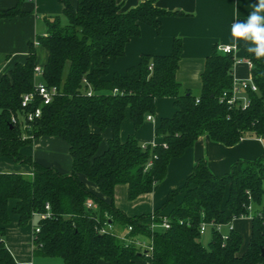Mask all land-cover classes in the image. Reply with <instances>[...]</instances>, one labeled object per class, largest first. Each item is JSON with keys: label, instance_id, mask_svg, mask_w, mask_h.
<instances>
[{"label": "trees", "instance_id": "obj_1", "mask_svg": "<svg viewBox=\"0 0 264 264\" xmlns=\"http://www.w3.org/2000/svg\"><path fill=\"white\" fill-rule=\"evenodd\" d=\"M60 1L66 22L60 15L46 16L47 32L29 44L26 61L0 77V157L32 168L31 177L0 172V264H20L4 241L11 199L16 200L12 211L22 225L50 205V215L35 226L34 251L59 257L63 264H264V224L257 215L264 211V153L237 160L222 175L213 173L206 159H199L184 185L170 191L162 206L151 213L129 216L114 203L120 184L128 186L130 200L152 192L166 178L170 161L183 155L201 135L225 146L264 135V59L249 54L245 44V58L252 63L251 77L257 86L256 91L245 92V107L221 99L222 92L232 86L236 58L218 46L206 58L200 93L183 89L176 76L182 54L180 38L174 39L170 54H142L136 66L114 72L108 79L109 62L124 55L130 39L141 34L142 23L160 32L162 17L185 13L161 8L156 0H144L127 10L118 0ZM25 14L20 3L0 8V19ZM36 43L48 52L42 83L56 87L57 93L25 129L22 96L39 84ZM159 97L173 98L176 108L172 117L160 120L159 142L141 144L134 135L122 141L127 110L138 129L155 113ZM40 103L37 98L31 108ZM13 116H20L21 123H13ZM105 130L111 136L105 151L98 153ZM40 136L59 137L68 143L71 172L60 173L21 152ZM87 200H92L93 208L86 206ZM249 205L254 213L245 248L235 228L223 233L211 226L208 246L202 243V222L228 225L233 217L249 215ZM163 216L167 228L161 226ZM109 223L126 228L128 237L150 239L151 254L113 230L102 231ZM151 223L157 225L155 229ZM129 226L132 229L127 231Z\"/></svg>", "mask_w": 264, "mask_h": 264}, {"label": "crops", "instance_id": "obj_2", "mask_svg": "<svg viewBox=\"0 0 264 264\" xmlns=\"http://www.w3.org/2000/svg\"><path fill=\"white\" fill-rule=\"evenodd\" d=\"M73 4L77 0H70ZM144 0H118L123 3V10L136 6ZM20 3L23 16L12 19H0V77L8 73L17 63H24L28 56V47L36 42L38 35L47 32L46 16L60 15L63 23V4L60 0H0V8L6 9ZM257 0H156L157 6L167 10H181L185 15L164 16L161 18V30L158 32L148 24H141V34L132 37L125 47L123 56L111 60L107 78L114 72L124 73L127 68L136 66L142 54L166 55L172 52L173 41L180 38L182 54L177 70V80L183 89H190L198 95L202 86V72L207 56L213 48L220 45H232L231 27L236 19L246 21L248 13L254 8ZM44 51L40 62L39 49ZM245 42L240 41L235 49L236 62L233 76L238 79H251V67L245 58ZM37 66L42 69L48 58L47 50L36 43ZM176 112L174 99L159 97L155 100V113L148 116L144 123L136 129L127 110L123 121L120 138L125 141L134 135L141 144L159 142L156 129L164 117H172ZM111 136L110 130L102 133V141L98 153L107 148ZM25 155L32 156L36 161L56 168L60 173L72 170V159L69 145L59 137L40 136L32 144L21 149ZM264 153V135L261 137H244L233 145L225 146L212 141L207 135H201L193 146L187 148L183 155L173 158L168 167L166 178L156 184L152 192L139 196L135 200L128 197V186L117 185L114 194L115 205L129 216L147 214L161 207L170 191L181 187L190 175L194 164L201 158L206 159L211 171L222 175L230 171L232 165L240 159H255ZM14 171L32 176V168L28 164L16 163L7 157H0V172ZM80 179L87 182L91 190L98 193L97 187L80 174ZM178 200L180 197L177 198ZM16 200L9 201V222L5 226L4 241L9 252L20 264H63L59 257H44L34 251L35 226L41 218L35 214L26 224H20L19 216L12 209ZM232 228L239 231L247 246L252 233V220L246 217L234 219ZM211 228V226H208ZM229 229V225L222 227ZM117 228V230H116ZM113 231L125 235L126 228L113 225ZM205 234V233H204ZM99 264H105L100 261ZM139 264H143L139 262Z\"/></svg>", "mask_w": 264, "mask_h": 264}, {"label": "built area", "instance_id": "obj_3", "mask_svg": "<svg viewBox=\"0 0 264 264\" xmlns=\"http://www.w3.org/2000/svg\"><path fill=\"white\" fill-rule=\"evenodd\" d=\"M219 51L223 52V53H235V49L233 48L231 45H220L218 46ZM247 63L249 64L250 67H252V63L250 61H247ZM35 71L37 74L42 75V69L38 66H36ZM249 90V91H256L257 90V86L254 83V81L251 79H241L238 80L235 77L233 78V83L230 89L228 90H224L222 92L221 95V99L225 100L228 104L230 105H241L243 107H245L248 103V99L245 95V92ZM57 93V88L56 87H51L48 88L44 83H39L38 86L36 87V89L32 92H28L23 94L22 96V100H21V107L24 111L21 119L22 122H24L25 124L23 125V127L26 129L29 127L30 123L33 122L34 120H36L37 118H39L42 114V105L43 104H48L51 102V100L53 99V96ZM91 92H88V95H90ZM37 98H40V104L38 106H35L33 108H31ZM31 108V109H29ZM29 109V110H28ZM12 122L13 123H21L20 120V116L19 117H12ZM151 162H149L148 165H150ZM86 206L89 208H93L94 207V203L92 202V200H87L86 202ZM46 209L47 211L45 213H41V218H47L50 215V205L47 203L46 204ZM249 209V215H253L254 213V209L252 207V205H249L248 207ZM258 216H260L262 218V222L264 224V211H259L257 213ZM243 217V215L241 216ZM238 217H233L232 220L236 219ZM163 223H162V227L167 228L169 227V223L166 220V217L163 216ZM231 224V223H230ZM229 225V228H232V226ZM156 224L155 223H151L150 227L151 229H155L156 228ZM208 226H213L216 230L218 231H222V227L225 226L223 224H218V223H214V222H202L201 223V227H200V232L203 235L206 232V229ZM105 229L108 230H113V225L111 223L107 224L106 228L102 229V231H105ZM132 228L129 226L127 231H130ZM39 229L36 228V231H38ZM121 238L125 239L126 241L135 244L137 247H139L142 251L145 252V254H151V252L153 251V245L150 239H143V238H131L128 237L127 235H118ZM225 237V235H224Z\"/></svg>", "mask_w": 264, "mask_h": 264}, {"label": "clouds", "instance_id": "obj_4", "mask_svg": "<svg viewBox=\"0 0 264 264\" xmlns=\"http://www.w3.org/2000/svg\"><path fill=\"white\" fill-rule=\"evenodd\" d=\"M233 48L244 41L246 51L256 59H264V0H257L246 21L236 19L231 27Z\"/></svg>", "mask_w": 264, "mask_h": 264}, {"label": "rangeland", "instance_id": "obj_5", "mask_svg": "<svg viewBox=\"0 0 264 264\" xmlns=\"http://www.w3.org/2000/svg\"><path fill=\"white\" fill-rule=\"evenodd\" d=\"M43 57H44V51L40 48L39 49V60H40V62L38 64L41 63ZM36 76H37L38 83H42V76L40 74H37ZM243 217H246L247 219H249V218H251V215H246V216H243ZM238 218L240 219L241 217H238ZM231 224L234 225L235 224V220H232ZM116 230H117V228H116ZM223 231H224V233H226L227 232V228L224 227ZM210 239H211V228L207 227L205 234H203L202 237H201V241H202V243L205 246H208V243H209ZM243 240H244V242H243V246H244L246 244L245 236H244Z\"/></svg>", "mask_w": 264, "mask_h": 264}, {"label": "water", "instance_id": "obj_6", "mask_svg": "<svg viewBox=\"0 0 264 264\" xmlns=\"http://www.w3.org/2000/svg\"><path fill=\"white\" fill-rule=\"evenodd\" d=\"M262 255H264V250H263V252H262Z\"/></svg>", "mask_w": 264, "mask_h": 264}]
</instances>
